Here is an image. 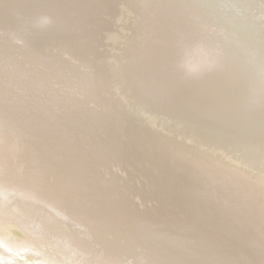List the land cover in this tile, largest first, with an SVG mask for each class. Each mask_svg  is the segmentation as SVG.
<instances>
[{"label": "water", "instance_id": "water-1", "mask_svg": "<svg viewBox=\"0 0 264 264\" xmlns=\"http://www.w3.org/2000/svg\"><path fill=\"white\" fill-rule=\"evenodd\" d=\"M254 1L0 0V240L62 264H264Z\"/></svg>", "mask_w": 264, "mask_h": 264}, {"label": "bare ground", "instance_id": "bare-ground-1", "mask_svg": "<svg viewBox=\"0 0 264 264\" xmlns=\"http://www.w3.org/2000/svg\"><path fill=\"white\" fill-rule=\"evenodd\" d=\"M193 2L192 3H187V5L185 4L182 8H186L187 6H191V5H195L194 4V0H192ZM231 2H234L237 4V2H241L242 4H245L246 5V2H250V5L254 4L252 2H255L254 0H230ZM252 3V4H251ZM176 5V4H175ZM174 5V6H175ZM239 6V5H238ZM250 8V7H249ZM45 9V8H44ZM237 10H239V8L237 7ZM215 12L213 11H210V13L208 14L209 16H211L212 14H214ZM261 14V11L258 12V11H249V15H248V18L251 22V19L252 18V24L253 25V29L254 31L257 33L258 37L259 38H262V36L264 35V29H259V27L264 23V20L261 18V22L260 21H257L258 18H260ZM251 16V17H250ZM255 17L256 19H253V17ZM240 19V18H239ZM242 20L240 19V22ZM263 26V25H262ZM258 29L260 31H258ZM252 31V29H251ZM81 33H85L86 36L85 38H83V40L81 39V41H90V42H98V39L96 38L95 35H92V34H87L85 31L81 32ZM99 35V34H98ZM100 36V35H99ZM255 37H257L255 35ZM9 38L6 36V35H0V41H4V40H8ZM108 40V38H107ZM264 42V41H263ZM261 43V42H260ZM109 44V43H107ZM129 46V41H127L125 43V48L124 50ZM106 48V45H103L102 46V50ZM88 49H91L90 46H88ZM107 52H108V48L105 49ZM100 50L98 49L97 52H99ZM122 52L120 46H118V48L116 49V52L115 53H120ZM130 54L127 52L126 50V56L128 57ZM93 56H96V55H89L88 57L91 58ZM101 57H103V55L101 54ZM125 61V60H124ZM39 193V192H38ZM30 198L34 199L35 201H39L42 203V205L40 206H43L45 205V208L48 210V212H50L53 216H58L60 214H58L56 211H60L59 208H54L52 206H50L47 202H45L44 199H41V197H38V196H35V195H28ZM72 212H74L72 210ZM60 213L64 214L65 212L61 211ZM65 215V214H64ZM78 227H83L82 225H79L77 223ZM75 228L76 227H73L72 231H75ZM196 228L200 229L203 234L205 233V228L203 227H200V226H196ZM81 230V229H80ZM79 234H84L83 230L79 231ZM231 233H228V235H230ZM208 236H212L211 232L209 231V235ZM207 236V237H208ZM224 242H227V240H225ZM197 243H195L196 245ZM227 245V243H224V247ZM23 247V246H21ZM220 253H222V251H218ZM4 262H8V263H11V264H62L61 261H56L54 259H46V258H37L34 256V254L32 252H30L29 250H24L23 248H16V247H11V246H8L6 245L3 241L0 240V264H6ZM228 263V262H226ZM66 264V263H64Z\"/></svg>", "mask_w": 264, "mask_h": 264}]
</instances>
